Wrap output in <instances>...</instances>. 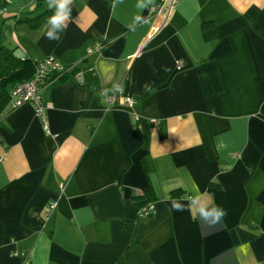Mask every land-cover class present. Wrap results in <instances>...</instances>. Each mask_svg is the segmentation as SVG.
<instances>
[{
	"label": "crops",
	"instance_id": "obj_1",
	"mask_svg": "<svg viewBox=\"0 0 264 264\" xmlns=\"http://www.w3.org/2000/svg\"><path fill=\"white\" fill-rule=\"evenodd\" d=\"M163 1L74 0L50 41L21 22L47 0H4L5 46L76 71L43 88L48 133L30 103L0 118V264H264V0L150 12ZM197 191L226 210L219 224L172 211Z\"/></svg>",
	"mask_w": 264,
	"mask_h": 264
},
{
	"label": "built area",
	"instance_id": "obj_2",
	"mask_svg": "<svg viewBox=\"0 0 264 264\" xmlns=\"http://www.w3.org/2000/svg\"><path fill=\"white\" fill-rule=\"evenodd\" d=\"M172 0L154 4L150 7V12L155 14L167 13L172 5ZM100 44H95L89 47L88 52L98 50ZM74 66H64L53 57H45L35 63L33 73L30 78L25 79L15 84L10 90L8 101L5 107V112H10L26 103L32 104L35 114L40 118L44 130L48 133V124L45 116V106L42 103V91L45 84L53 79L59 78L64 72L71 71ZM104 101L107 107H111L118 102H123L129 106L135 103L134 98L130 96L120 97L117 94H104ZM62 187V185H61ZM55 207V202H49L45 207V214L48 215ZM155 212V205L149 202L140 206V214L149 216Z\"/></svg>",
	"mask_w": 264,
	"mask_h": 264
},
{
	"label": "clouds",
	"instance_id": "obj_3",
	"mask_svg": "<svg viewBox=\"0 0 264 264\" xmlns=\"http://www.w3.org/2000/svg\"><path fill=\"white\" fill-rule=\"evenodd\" d=\"M151 0H138V8H146ZM74 0H47V7L51 15L46 19L44 27V36L50 41H59L62 33L68 26L71 19ZM137 23L143 22L141 16L135 17ZM114 87L119 88L118 85ZM171 209L175 212H185L195 215L201 222L215 226L219 224L227 215L225 209L214 203V198L208 193L197 191L191 197L182 198V200H171Z\"/></svg>",
	"mask_w": 264,
	"mask_h": 264
},
{
	"label": "trees",
	"instance_id": "obj_4",
	"mask_svg": "<svg viewBox=\"0 0 264 264\" xmlns=\"http://www.w3.org/2000/svg\"><path fill=\"white\" fill-rule=\"evenodd\" d=\"M45 0H38L37 7H41ZM4 0H0V9L4 6ZM51 11L49 9L33 16H25L21 22H25L31 28H38L43 25L49 17ZM202 34L205 40L211 41L215 38V31L210 23L202 25ZM34 61L30 58H18L13 55V49L5 46L0 38V118L8 113L5 112V107L8 101L11 88L25 79L31 77L34 66ZM73 68L69 72H64L59 78L64 79L67 74L74 73ZM132 201L139 207L153 201V193L150 188L132 196Z\"/></svg>",
	"mask_w": 264,
	"mask_h": 264
},
{
	"label": "water",
	"instance_id": "obj_5",
	"mask_svg": "<svg viewBox=\"0 0 264 264\" xmlns=\"http://www.w3.org/2000/svg\"><path fill=\"white\" fill-rule=\"evenodd\" d=\"M13 55L18 58H24V53L19 48L13 51Z\"/></svg>",
	"mask_w": 264,
	"mask_h": 264
}]
</instances>
